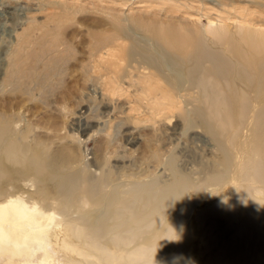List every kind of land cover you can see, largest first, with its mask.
Instances as JSON below:
<instances>
[{
  "label": "rangeland",
  "instance_id": "obj_1",
  "mask_svg": "<svg viewBox=\"0 0 264 264\" xmlns=\"http://www.w3.org/2000/svg\"><path fill=\"white\" fill-rule=\"evenodd\" d=\"M4 7L0 55L14 35L24 34L25 41L12 75L17 87L0 89V111L18 114L23 141L42 144L58 172L98 177L106 170L107 189L151 183L156 191L182 183L174 206L151 213L141 231L154 234L179 219L178 255L185 259L175 263L206 264L209 245L199 233L207 232L208 219L220 218L235 198L243 206L261 198L251 190L259 183L243 176L256 161L240 153L253 139L258 106L246 112L247 101L211 95L226 81H204L208 62L198 71L192 63L172 64L178 59L154 32L158 26L161 33L166 26L185 31L228 63L232 55L216 34L231 36L248 52L249 40L239 37L264 32L263 0H0ZM94 32L110 37L96 54ZM254 264H264V257Z\"/></svg>",
  "mask_w": 264,
  "mask_h": 264
},
{
  "label": "bare ground",
  "instance_id": "obj_2",
  "mask_svg": "<svg viewBox=\"0 0 264 264\" xmlns=\"http://www.w3.org/2000/svg\"><path fill=\"white\" fill-rule=\"evenodd\" d=\"M6 12L8 10H5V7L4 9L0 8V18ZM158 28L159 26L154 32L155 40L157 37L161 39L160 42L163 41L164 47L178 59L177 63H172L173 60L172 64H178L182 69L181 67L184 68L188 63H192L191 66L193 64L195 66L193 70L197 69L198 71L204 62H208L204 64H207V68L209 66L211 74L202 76L204 81L208 82L210 79L212 83L216 82V85L222 79V81H226L228 85L224 86V90L221 88L211 95L220 96L222 93H227L229 98L240 100L241 103L247 101L249 106L246 105V112L248 109L250 110V107L258 106L253 116L256 119V123L252 127L253 139L247 143L246 147L249 148L240 150V153L243 159L256 161V165L247 170L243 176L245 181L259 183L257 188L251 189L255 193L261 194L259 204L243 206L240 203L241 198H235L229 207L220 214V218L210 217L208 219L205 229H208L207 232L199 233L209 245L206 264H210L213 259L219 264H254L264 257V32L260 31L262 34L256 36L255 39L253 38L255 35L250 30V32L245 30V35H240L239 39L249 40L248 52L244 51L231 36L216 34L217 40L220 41L218 43H221L222 47L225 46L231 53L227 52L228 56L232 55V59L228 63L225 61L223 63L217 56L212 55L214 52L211 54L207 52L208 48L205 50L200 46L199 38L190 39L189 35H193V33H188L189 37L187 38L185 31H183L184 34L180 31V34L175 28L166 26L164 33H161L162 30L160 32ZM211 30L208 32L211 33ZM95 33H92L96 40L93 39L91 51L96 54L99 52L97 50L101 48L100 46L110 37L98 34L99 32ZM23 36L24 34L21 33L14 37L11 36L13 38L12 45L7 50L5 48V51H2V55H0V68H2L0 89L8 85L10 91L13 92L17 87L15 84L17 80L12 75L19 66L20 49L23 48L21 46L25 41ZM6 45L8 44L6 43ZM102 47L104 48V46ZM219 57H221L220 54ZM222 59L227 60L225 57L221 58V61ZM153 64L156 65L155 68L158 72L163 74L161 66L156 62ZM222 71L226 72L221 73ZM59 80L61 81V76H59ZM16 116L13 113L0 111V196L6 197L9 194L7 191L9 185H14L19 189L22 180L34 178L37 190L31 195L40 199L45 206H51L50 202L53 200L57 202L56 211L63 217V221L53 234L52 242L56 253L55 258L60 264H176L175 262L185 259V257L179 258L178 255L180 250L177 240L179 230L176 225L179 219L165 223L154 234L143 236L144 232L141 231L142 222L151 213H161L164 209L174 206L182 183L170 184L156 191L153 190L154 185L151 183L147 186L134 184L131 187L127 186L126 191H122L116 188L107 189V186L110 185L108 179L111 176L108 174L109 172H105L106 170L104 172L102 170L98 177L88 174H66L62 170L58 172L57 165L42 144L29 146L23 141L21 135H24L23 131L25 130L20 129ZM118 128H120L119 125ZM83 172L81 173L83 174ZM48 181L52 183L47 186L45 184ZM148 193H151L150 196ZM142 204L145 207H142ZM217 210L210 208L212 212ZM141 236H143L142 239H140ZM238 241L241 243L236 244ZM168 246H171L172 249H168ZM0 258L13 259L7 250H4Z\"/></svg>",
  "mask_w": 264,
  "mask_h": 264
},
{
  "label": "clouds",
  "instance_id": "obj_3",
  "mask_svg": "<svg viewBox=\"0 0 264 264\" xmlns=\"http://www.w3.org/2000/svg\"><path fill=\"white\" fill-rule=\"evenodd\" d=\"M36 190L34 178H29L19 189L9 185V194L0 196V255L7 250L13 257L0 258V264H60L52 241L63 217L55 200L45 206L31 195Z\"/></svg>",
  "mask_w": 264,
  "mask_h": 264
}]
</instances>
